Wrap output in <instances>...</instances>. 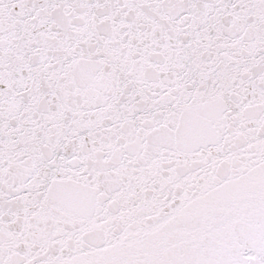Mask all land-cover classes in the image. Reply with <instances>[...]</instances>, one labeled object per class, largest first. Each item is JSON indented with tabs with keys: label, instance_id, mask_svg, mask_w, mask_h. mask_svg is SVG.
Here are the masks:
<instances>
[{
	"label": "snow or ice",
	"instance_id": "1",
	"mask_svg": "<svg viewBox=\"0 0 264 264\" xmlns=\"http://www.w3.org/2000/svg\"><path fill=\"white\" fill-rule=\"evenodd\" d=\"M0 264H264V0H0Z\"/></svg>",
	"mask_w": 264,
	"mask_h": 264
}]
</instances>
